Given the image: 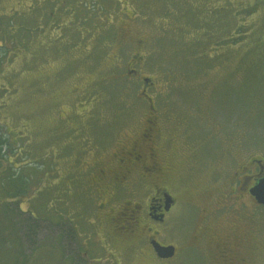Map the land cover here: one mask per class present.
Instances as JSON below:
<instances>
[{"label":"rangeland","instance_id":"1","mask_svg":"<svg viewBox=\"0 0 264 264\" xmlns=\"http://www.w3.org/2000/svg\"><path fill=\"white\" fill-rule=\"evenodd\" d=\"M9 16L27 34L0 49V264H163L109 238L100 219L117 204L100 209L84 177L145 119L181 204L159 238L179 247L171 264H208L183 249L200 210L249 159L264 162V0H0L1 26ZM257 208L251 264H264ZM229 223L220 213L211 233L236 232Z\"/></svg>","mask_w":264,"mask_h":264},{"label":"flooded vegetation","instance_id":"2","mask_svg":"<svg viewBox=\"0 0 264 264\" xmlns=\"http://www.w3.org/2000/svg\"><path fill=\"white\" fill-rule=\"evenodd\" d=\"M142 80L143 83L148 81L147 78ZM149 84H145L144 96H147ZM147 100L150 98L147 97ZM154 122L156 121L153 119H145L137 139H133L129 145H120L113 158L97 162L96 168L87 172L84 177L94 195L104 199L100 209L106 208L108 204H117L116 208L108 206V211L100 219V222L106 223V227H110L109 238L112 241L123 240L131 248L143 247L150 258L163 264H171L178 256L179 247L162 243L159 236L170 225L169 219L176 205L181 204L176 201L169 188L168 178L174 169L163 159L162 148L156 145L158 136ZM248 161L255 163L252 164L254 170L244 174L250 172V166H243L241 172L234 174L238 177L224 183L223 191H218L210 207L200 210V223L194 230L192 241L183 243V249L196 255L198 262L203 257L208 264H251L249 222L254 218L257 207L261 209L264 205L257 203L250 189L264 175V162L259 159ZM246 201L253 204L252 210L245 209ZM187 206L190 211L197 208L193 204ZM224 211L230 217L228 230L232 228L237 231L212 234L210 223ZM237 232L240 234L234 236ZM152 242L162 247H173V255L170 258L157 256ZM206 244L211 252L202 254V245Z\"/></svg>","mask_w":264,"mask_h":264},{"label":"trees","instance_id":"3","mask_svg":"<svg viewBox=\"0 0 264 264\" xmlns=\"http://www.w3.org/2000/svg\"><path fill=\"white\" fill-rule=\"evenodd\" d=\"M86 6H87L86 3H82V8L85 9ZM96 14L97 13H94V9H93V7L91 8V6H90V9L85 11V15H86L87 19L89 16L93 17ZM8 18L3 19L2 22H4V24L2 26L0 24V39H1L0 49L3 50V53L1 54V58L3 56H7V54H10V50H11V48H13L12 46H13L14 41L12 39L14 37L16 38V40H19L20 39L19 36L21 34H27V30L21 21H20V23H16V21H14L12 18H10V16ZM242 18L243 17H241V19ZM85 20H86V18H85ZM241 27H243V25H241ZM97 28H99V27L97 26ZM22 29H23V31H21ZM36 29H38V28L35 27L34 30H36ZM5 35L7 37V40H4V38H6ZM225 40H228L231 44H233V42L236 41V37L231 35L228 39L226 38ZM215 44L217 45V43H215ZM8 51H9V53H8ZM12 53H13V51H12ZM1 64L2 63L0 62V65ZM145 83H146V81H145ZM23 227H25V229H26V233L24 234V236H26V238L29 236H31V238H33L35 230H37L36 226H33L30 224L29 226L23 225ZM30 244L33 245V242L31 241Z\"/></svg>","mask_w":264,"mask_h":264},{"label":"water","instance_id":"4","mask_svg":"<svg viewBox=\"0 0 264 264\" xmlns=\"http://www.w3.org/2000/svg\"><path fill=\"white\" fill-rule=\"evenodd\" d=\"M250 193L255 197L257 203L264 205V175L257 180L255 185L250 189ZM152 247L156 255L161 258H170L174 253V249L171 246L162 247L159 244L152 242Z\"/></svg>","mask_w":264,"mask_h":264}]
</instances>
